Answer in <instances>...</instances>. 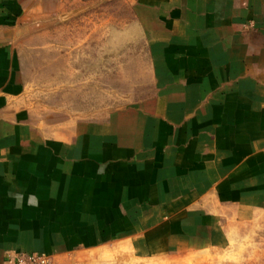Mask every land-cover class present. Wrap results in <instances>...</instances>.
I'll use <instances>...</instances> for the list:
<instances>
[{
    "label": "crops",
    "instance_id": "1",
    "mask_svg": "<svg viewBox=\"0 0 264 264\" xmlns=\"http://www.w3.org/2000/svg\"><path fill=\"white\" fill-rule=\"evenodd\" d=\"M96 1L0 0V264H264V0H134L155 90L37 125L26 47Z\"/></svg>",
    "mask_w": 264,
    "mask_h": 264
},
{
    "label": "rangeland",
    "instance_id": "2",
    "mask_svg": "<svg viewBox=\"0 0 264 264\" xmlns=\"http://www.w3.org/2000/svg\"><path fill=\"white\" fill-rule=\"evenodd\" d=\"M72 7L40 29L26 47L34 121L42 127L107 117L156 88L155 63L147 37L135 24L134 0H97ZM253 250L246 257L259 261L261 253ZM212 256L197 259L221 263L236 260L238 254L235 247L229 255ZM197 259L145 264H197Z\"/></svg>",
    "mask_w": 264,
    "mask_h": 264
},
{
    "label": "built area",
    "instance_id": "3",
    "mask_svg": "<svg viewBox=\"0 0 264 264\" xmlns=\"http://www.w3.org/2000/svg\"><path fill=\"white\" fill-rule=\"evenodd\" d=\"M12 264H55L50 254L44 252H25L13 255Z\"/></svg>",
    "mask_w": 264,
    "mask_h": 264
}]
</instances>
